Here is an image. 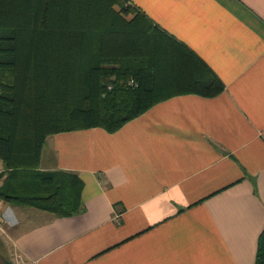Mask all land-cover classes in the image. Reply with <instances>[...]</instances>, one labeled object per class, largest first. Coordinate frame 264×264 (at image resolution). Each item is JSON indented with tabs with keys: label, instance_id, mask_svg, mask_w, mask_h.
<instances>
[{
	"label": "crops",
	"instance_id": "obj_1",
	"mask_svg": "<svg viewBox=\"0 0 264 264\" xmlns=\"http://www.w3.org/2000/svg\"><path fill=\"white\" fill-rule=\"evenodd\" d=\"M132 2L225 90L174 96L115 133L49 136L40 169L77 178L81 210L59 217L0 199L7 253L19 264H255L264 231V0Z\"/></svg>",
	"mask_w": 264,
	"mask_h": 264
},
{
	"label": "trees",
	"instance_id": "obj_2",
	"mask_svg": "<svg viewBox=\"0 0 264 264\" xmlns=\"http://www.w3.org/2000/svg\"><path fill=\"white\" fill-rule=\"evenodd\" d=\"M224 90L202 59L126 0H0V160L8 172L0 199L73 216L83 185L40 169L49 136L115 133L174 96ZM255 264H264V231Z\"/></svg>",
	"mask_w": 264,
	"mask_h": 264
},
{
	"label": "rangeland",
	"instance_id": "obj_3",
	"mask_svg": "<svg viewBox=\"0 0 264 264\" xmlns=\"http://www.w3.org/2000/svg\"><path fill=\"white\" fill-rule=\"evenodd\" d=\"M1 168H4L3 166H0ZM8 177V172L7 170L5 169V173H4V176H3V181ZM11 245V244H10ZM10 245L8 244H5L3 238L0 237V250H4L6 251V255H4V258L8 261H11V262H15L16 264L18 263L19 264V258H16V254L15 252H11V253H7V250L8 251H12V247H10ZM21 262V261H20Z\"/></svg>",
	"mask_w": 264,
	"mask_h": 264
},
{
	"label": "built area",
	"instance_id": "obj_4",
	"mask_svg": "<svg viewBox=\"0 0 264 264\" xmlns=\"http://www.w3.org/2000/svg\"><path fill=\"white\" fill-rule=\"evenodd\" d=\"M126 1H128L129 3H133L132 0H126ZM130 85L135 86V87H138V84L136 83L135 80H131V81H130ZM110 89H111V88H110ZM4 173H5V169L0 167V178H1L2 176H4ZM1 222H2V220H1V218H0V227H1Z\"/></svg>",
	"mask_w": 264,
	"mask_h": 264
},
{
	"label": "water",
	"instance_id": "obj_5",
	"mask_svg": "<svg viewBox=\"0 0 264 264\" xmlns=\"http://www.w3.org/2000/svg\"><path fill=\"white\" fill-rule=\"evenodd\" d=\"M0 264H12L10 261L6 260L0 253Z\"/></svg>",
	"mask_w": 264,
	"mask_h": 264
}]
</instances>
